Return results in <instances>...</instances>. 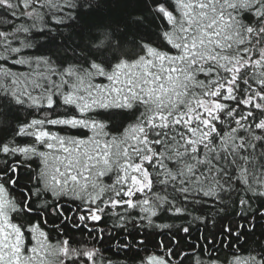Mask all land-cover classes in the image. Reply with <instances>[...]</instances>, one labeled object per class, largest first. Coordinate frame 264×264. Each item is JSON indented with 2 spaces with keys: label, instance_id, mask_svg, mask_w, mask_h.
<instances>
[{
  "label": "snow or ice",
  "instance_id": "1",
  "mask_svg": "<svg viewBox=\"0 0 264 264\" xmlns=\"http://www.w3.org/2000/svg\"><path fill=\"white\" fill-rule=\"evenodd\" d=\"M0 264H264V0H0Z\"/></svg>",
  "mask_w": 264,
  "mask_h": 264
},
{
  "label": "trees",
  "instance_id": "2",
  "mask_svg": "<svg viewBox=\"0 0 264 264\" xmlns=\"http://www.w3.org/2000/svg\"><path fill=\"white\" fill-rule=\"evenodd\" d=\"M106 255H110V253H106ZM115 258V257H114Z\"/></svg>",
  "mask_w": 264,
  "mask_h": 264
}]
</instances>
